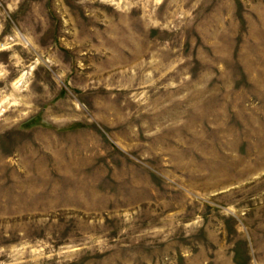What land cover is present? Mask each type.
I'll return each mask as SVG.
<instances>
[{"label": "rangeland", "instance_id": "374dc122", "mask_svg": "<svg viewBox=\"0 0 264 264\" xmlns=\"http://www.w3.org/2000/svg\"><path fill=\"white\" fill-rule=\"evenodd\" d=\"M0 264H264V0H0Z\"/></svg>", "mask_w": 264, "mask_h": 264}]
</instances>
